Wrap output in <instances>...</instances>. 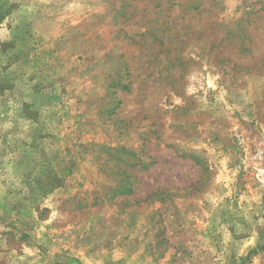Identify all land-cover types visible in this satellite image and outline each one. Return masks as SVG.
Segmentation results:
<instances>
[{"label":"rangeland","instance_id":"rangeland-1","mask_svg":"<svg viewBox=\"0 0 264 264\" xmlns=\"http://www.w3.org/2000/svg\"><path fill=\"white\" fill-rule=\"evenodd\" d=\"M0 264H264V0H0Z\"/></svg>","mask_w":264,"mask_h":264}]
</instances>
